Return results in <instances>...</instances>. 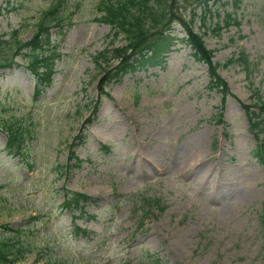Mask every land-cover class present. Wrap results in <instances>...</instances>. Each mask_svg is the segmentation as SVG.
Masks as SVG:
<instances>
[{"label": "rangeland", "instance_id": "obj_1", "mask_svg": "<svg viewBox=\"0 0 264 264\" xmlns=\"http://www.w3.org/2000/svg\"><path fill=\"white\" fill-rule=\"evenodd\" d=\"M54 1L0 0V34L32 37ZM99 1L63 0L62 22L50 28L52 80L37 98L25 56L0 66V238L24 247L16 264H264V163L242 105L256 101L254 89L264 99V0L228 2L219 10L233 17L220 29L215 17L203 24L202 3L171 0L222 63L232 89L224 123L215 117L222 92L209 87L207 62L192 56L180 21L163 65L109 79L102 94L93 55L126 40L112 42ZM241 49L249 70L223 65ZM5 123L21 126V151L6 146ZM66 189L91 199L71 211ZM141 192L165 207L139 223Z\"/></svg>", "mask_w": 264, "mask_h": 264}, {"label": "trees", "instance_id": "obj_2", "mask_svg": "<svg viewBox=\"0 0 264 264\" xmlns=\"http://www.w3.org/2000/svg\"><path fill=\"white\" fill-rule=\"evenodd\" d=\"M213 1L217 5H213L209 0H194L196 4L202 3L203 5L200 8L203 24L206 22L207 16L212 21L215 17L214 28L220 29L225 23L229 24L233 16L231 11L225 9L221 14L219 9H223L228 2L235 5L241 0ZM62 3L63 0L54 1L43 9L42 15L36 22L32 37L20 39V33L17 29H12L8 36L0 34V66L12 64L17 54L25 56L28 60L26 64L32 75L35 76L34 98H37V95L52 80L54 61L57 55L50 48V28L62 22L63 17L60 15ZM196 7L194 5L193 8ZM97 8H99L100 13L96 17L110 25L112 42L120 33L126 40L123 44L108 45L99 49L93 55V61L101 67L103 72L99 81L102 94L107 93L105 85L110 80L120 81L125 73L135 71L145 63L163 65L167 61V54L173 49V44H176L179 39V36L173 33L174 26L172 25L174 22L180 21L185 26V37L182 39L192 47V56L207 62L210 78L209 87L222 92L223 104L215 117L218 122H225L223 120V107L227 100L226 97L232 93V89L218 70V66L222 63L214 59V49L207 46L204 36L191 23L185 22L183 17L177 16L173 11L171 0H100ZM194 13H196L195 9H193ZM111 60H117L118 63L109 70H105ZM227 63L240 64L248 70L251 66L249 54L244 49H241L238 55L229 56L223 65H227ZM252 96L256 97V101L242 102V105L248 114L250 130L255 134L256 144L251 150L252 154L264 163V135L262 136L264 131V99L259 95L258 89L253 90ZM5 126L7 130L6 146L9 149L13 147L14 151H21L25 142L22 129H20L21 126L14 127L12 124L6 123ZM104 147L110 148L107 144H104ZM76 159L80 162L78 157ZM64 192L65 196L61 201L62 206L71 211L74 208L82 210L86 201L91 199V195L84 191L66 189ZM133 196H137L135 203L138 202V207L143 210L142 214L138 216L139 223L143 222V218L148 214H153L155 208L163 210L165 207L164 198L159 195L141 192ZM78 229L81 228L78 226ZM82 230L84 231L85 228ZM23 248L21 243L16 244L11 240L0 238V260L4 264H16V260L23 255Z\"/></svg>", "mask_w": 264, "mask_h": 264}, {"label": "bare ground", "instance_id": "obj_3", "mask_svg": "<svg viewBox=\"0 0 264 264\" xmlns=\"http://www.w3.org/2000/svg\"><path fill=\"white\" fill-rule=\"evenodd\" d=\"M187 165V164H186Z\"/></svg>", "mask_w": 264, "mask_h": 264}]
</instances>
